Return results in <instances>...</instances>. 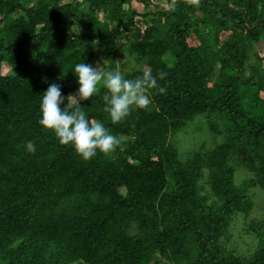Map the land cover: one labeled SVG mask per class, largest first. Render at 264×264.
I'll return each mask as SVG.
<instances>
[{
    "label": "trees",
    "instance_id": "trees-1",
    "mask_svg": "<svg viewBox=\"0 0 264 264\" xmlns=\"http://www.w3.org/2000/svg\"><path fill=\"white\" fill-rule=\"evenodd\" d=\"M124 32L138 63L124 78L163 71L165 92L115 124L103 87L79 101L121 140L83 160L37 124L40 95L75 94L71 66L97 52L116 69ZM262 43L264 0H0V264H264V219L250 256L219 244L264 190ZM201 114L225 140L182 162L168 134Z\"/></svg>",
    "mask_w": 264,
    "mask_h": 264
},
{
    "label": "clouds",
    "instance_id": "clouds-1",
    "mask_svg": "<svg viewBox=\"0 0 264 264\" xmlns=\"http://www.w3.org/2000/svg\"><path fill=\"white\" fill-rule=\"evenodd\" d=\"M168 7L173 8L174 3ZM70 72L77 84L75 94L62 95L60 85L49 84L40 95L37 124L51 130L59 144L70 145L83 160L98 151L110 153L121 144V140L102 122L87 118L79 101L95 96L103 87L106 91L101 99L109 119L115 124L123 120L133 107L143 109L149 105V89H156L161 94L165 92L164 87L157 85V80L166 75L163 71L153 75L145 70L138 78L126 79L116 69H105L103 65L93 67L81 61L73 64ZM24 149L34 152L33 141H25Z\"/></svg>",
    "mask_w": 264,
    "mask_h": 264
},
{
    "label": "rangeland",
    "instance_id": "rangeland-1",
    "mask_svg": "<svg viewBox=\"0 0 264 264\" xmlns=\"http://www.w3.org/2000/svg\"><path fill=\"white\" fill-rule=\"evenodd\" d=\"M28 1V0H26ZM30 3V0H29ZM22 11H17L14 16L22 15ZM131 36L124 32L115 34L114 41L117 46H124L123 51H117L115 61L116 70L121 74L129 73L133 69L138 68V63L134 57L130 55L126 46L131 41ZM258 49L264 48V43L257 45ZM99 53H96V59L93 67H96L99 61ZM214 121L217 131L213 130L210 122ZM225 140L223 131V122L216 119L208 118L207 115H196L191 120L185 122L181 129L168 134L169 144L176 149L177 159L184 162L197 152L205 153L213 149L216 145ZM248 174L240 169L234 172V183L242 185L244 180L248 178ZM168 183L171 185V179L168 177ZM202 187V194H209V188L204 183V178L199 180ZM247 195L251 198V207L247 214L237 213L230 218L227 234L219 240V244L224 252H234L236 255L244 258L250 256L257 247L258 238L253 228H259L264 219V190L258 186L250 187ZM262 227V226H261ZM161 264H167L161 261Z\"/></svg>",
    "mask_w": 264,
    "mask_h": 264
}]
</instances>
